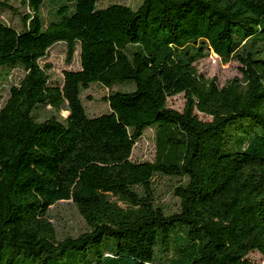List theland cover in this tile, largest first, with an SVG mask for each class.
Returning <instances> with one entry per match:
<instances>
[{
    "label": "trees",
    "instance_id": "obj_1",
    "mask_svg": "<svg viewBox=\"0 0 264 264\" xmlns=\"http://www.w3.org/2000/svg\"><path fill=\"white\" fill-rule=\"evenodd\" d=\"M101 1L21 0L22 30L0 21V73H24L0 106V264L264 258V0ZM58 43L67 63L79 47L80 68L61 84L41 64ZM208 52L241 77L221 87L198 73ZM92 84L132 89L111 91L109 112L89 117L81 93ZM177 95L181 112L167 107ZM149 128L154 160L133 162ZM156 178L176 181V212L158 202ZM69 201L85 230L59 238L49 210Z\"/></svg>",
    "mask_w": 264,
    "mask_h": 264
},
{
    "label": "rangeland",
    "instance_id": "obj_2",
    "mask_svg": "<svg viewBox=\"0 0 264 264\" xmlns=\"http://www.w3.org/2000/svg\"><path fill=\"white\" fill-rule=\"evenodd\" d=\"M141 0H103L99 3L100 8H104L110 4H122L133 9L137 8ZM6 4V7L0 10V21L6 25L22 30V16L27 13L21 4V0H0ZM51 6L46 2L41 10V15L45 23L50 20ZM49 63L52 66L50 70L51 81L57 84L62 83L64 71H77L79 65V47L76 46L70 63L66 62V46L58 43L51 47L47 56L41 60V64ZM196 70L206 78H214L219 86H224L229 80L235 77H241L238 70L237 62L223 63L212 52L195 63ZM0 106L8 97L10 87L16 85L23 77L24 73L18 68H9L0 73ZM131 85H116L111 89H107L99 84H92L88 89L81 93V101L87 116L94 117L109 112L108 104L104 102V98L111 91H128ZM184 106L182 95L169 98L167 107L181 112ZM199 120L208 121L209 118L195 113ZM48 115L47 110H39L36 112L38 120L44 119ZM67 112H62L61 117L65 118ZM155 155V129L149 128L143 132L142 137L135 143L131 160L133 162H153ZM157 200L165 209L166 213L176 212L178 209V200L172 195V185L176 183L168 178H156L155 181ZM50 222L55 227L59 238L65 236H76L85 230V225L78 215L75 207L71 202H59L49 210ZM247 259L251 264H264V258L257 252L250 253Z\"/></svg>",
    "mask_w": 264,
    "mask_h": 264
}]
</instances>
